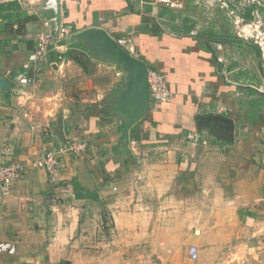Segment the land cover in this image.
<instances>
[{"label": "crops", "instance_id": "0c3cea01", "mask_svg": "<svg viewBox=\"0 0 264 264\" xmlns=\"http://www.w3.org/2000/svg\"><path fill=\"white\" fill-rule=\"evenodd\" d=\"M150 2H0V146L24 166L0 199V241L16 246L0 264H264V60L220 10ZM57 7L60 27L124 38L164 77L170 100H151L127 142L120 103L129 75L84 41L55 45L34 96L16 87L33 75L25 66L38 33L55 31ZM20 108L33 120L17 117ZM76 141L87 150L61 153L52 184L34 163Z\"/></svg>", "mask_w": 264, "mask_h": 264}, {"label": "built area", "instance_id": "2783aa9c", "mask_svg": "<svg viewBox=\"0 0 264 264\" xmlns=\"http://www.w3.org/2000/svg\"><path fill=\"white\" fill-rule=\"evenodd\" d=\"M239 0H151L150 6L154 9H157L160 6L167 7L173 10H181L184 8L185 4L188 2H193L195 4H203L206 7H212L214 4H217L221 9L227 11V15L231 17L234 35L244 41L252 40L253 32L259 28V25L254 22L258 18L257 10L253 11L251 18L249 19L252 25L244 24L243 11L247 7L245 5H240ZM256 3L252 4L259 6V0H252ZM264 1V0H263ZM1 3H17L18 5H26L29 3V0H0ZM235 2V3H234ZM73 36V33L68 27H60L57 32L51 29H46L38 33L35 39V46L32 53L29 56V65L25 66L26 69L30 68L32 65L33 75H23L16 79V87H29L31 86V91H27L30 95L34 96L33 87L35 86L36 77L40 75L43 71V65L47 61V57L55 45L68 44V40ZM259 35L255 36L253 41L255 46L260 51L261 58L264 60V39L259 38ZM126 39H117L115 40L118 45H126ZM217 49H220V46H217ZM218 63H222L221 58H216ZM221 74H225L224 71ZM148 82L150 87V96L151 100L158 103H166L171 98V93L168 89L164 77L156 72L149 70L148 73ZM21 88V89H22ZM19 88V90H21ZM22 92V90H21ZM23 93V92H22ZM264 111V106H263ZM33 112L29 109H19L17 112V117L21 116L27 120H33ZM189 140L193 144L199 143V136L196 134L190 135ZM205 143V142H203ZM88 148V143L86 142H70L66 143L62 149L56 150L51 149L41 154L40 158L34 163L37 169L43 170L49 181L52 184L58 182L59 175L61 173L62 162H61V153L62 154H73L85 152ZM12 155L11 147L3 143L0 146V199L6 198L11 195L14 188L15 181L21 177L24 172V166L17 160L8 159ZM14 255L16 253V246L12 242L0 241V254ZM187 255L191 261H195L198 258V249L195 246H189L187 249Z\"/></svg>", "mask_w": 264, "mask_h": 264}, {"label": "water", "instance_id": "95a60500", "mask_svg": "<svg viewBox=\"0 0 264 264\" xmlns=\"http://www.w3.org/2000/svg\"><path fill=\"white\" fill-rule=\"evenodd\" d=\"M58 3V0H55ZM56 29L60 28V10L56 11ZM75 41H84L89 44L95 51L107 55L114 63L120 65L128 73V84L123 95L121 96V112L126 118L123 135L125 142L128 140L129 129L140 121L149 111L151 105L150 87L148 82L149 68L141 59L133 56L122 46L118 45L113 37L108 35L104 30L90 28L81 31L68 40V44ZM5 81H0L1 87H4ZM212 119H218L233 131V122L230 119L215 116Z\"/></svg>", "mask_w": 264, "mask_h": 264}, {"label": "rangeland", "instance_id": "374dc122", "mask_svg": "<svg viewBox=\"0 0 264 264\" xmlns=\"http://www.w3.org/2000/svg\"><path fill=\"white\" fill-rule=\"evenodd\" d=\"M238 2H240V5H241V7H242V5H245L246 3H251V5L250 4H247V7L246 8H244V11H243V17H244V24L246 25V24H248V25H252V23H251V21L247 18L248 17V13H249V15H250V9L252 8V7H256L255 5H252V4H254V3H256V2H254V3H252L253 1L252 0H239ZM235 3V2H234ZM259 6H257V14H258V18H257V20L256 21H254V22H257V23H255V24H257V25H259V28L256 30V31H254L253 32V38H252V40H248V41H250V42H252L253 44H254V40H255V36L256 35H259L258 37L259 38H263L264 39V1L263 0H259ZM203 6H205V5H203ZM206 7V6H205ZM218 9V10H220L221 11V13L224 15V17L226 18V20H227V23H228V25L230 26V28L232 29V31L234 32V30H233V24H232V19H231V17H229L226 13H227V11L225 10V9H221L219 6H217V4H214V6H212L211 7V9ZM74 34V33H73ZM255 45V44H254ZM138 58V57H137ZM36 82V81H35ZM33 89H34V87H33ZM157 104H162V103H157Z\"/></svg>", "mask_w": 264, "mask_h": 264}, {"label": "trees", "instance_id": "16d2710c", "mask_svg": "<svg viewBox=\"0 0 264 264\" xmlns=\"http://www.w3.org/2000/svg\"><path fill=\"white\" fill-rule=\"evenodd\" d=\"M248 16H249V15H248ZM249 17H250V16H249ZM61 44H64V43L62 42ZM74 45H75V46H78V45H79V42H78V43H75ZM74 45L72 44V45H70V47H74ZM258 51H259V50H258ZM259 53H260V51H259ZM69 55H71V53H69L68 56H69ZM260 56H261V55H260ZM78 196H79V195H78Z\"/></svg>", "mask_w": 264, "mask_h": 264}]
</instances>
